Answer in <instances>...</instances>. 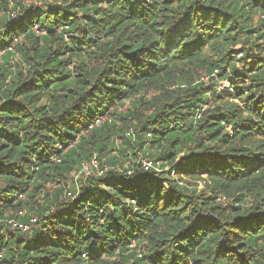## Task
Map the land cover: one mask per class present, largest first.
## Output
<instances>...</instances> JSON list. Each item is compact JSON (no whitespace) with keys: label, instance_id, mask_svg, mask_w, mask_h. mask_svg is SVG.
Wrapping results in <instances>:
<instances>
[{"label":"trees","instance_id":"16d2710c","mask_svg":"<svg viewBox=\"0 0 264 264\" xmlns=\"http://www.w3.org/2000/svg\"><path fill=\"white\" fill-rule=\"evenodd\" d=\"M186 65L209 79L116 112L146 87L174 85ZM213 70L230 91L216 90ZM93 154L109 170L67 189ZM146 154L161 173L136 164ZM203 176L208 193L178 183ZM34 199L38 211H24ZM33 217L28 234L6 224ZM0 255L264 264V0H0Z\"/></svg>","mask_w":264,"mask_h":264},{"label":"rangeland","instance_id":"374dc122","mask_svg":"<svg viewBox=\"0 0 264 264\" xmlns=\"http://www.w3.org/2000/svg\"><path fill=\"white\" fill-rule=\"evenodd\" d=\"M40 4H43V3H40ZM260 18V16L258 14L254 15L253 17V25L258 21V19ZM235 49H239V47H236ZM19 62V56H16L14 58V60H12L11 64L14 65L15 63ZM72 68V67H71ZM203 73H206L198 68H196L195 66L193 65H186L184 67H181L179 69L178 72H176L175 74H173L172 76H177V80L175 81L176 83L174 85H171V86H167L165 85L164 87H166V90H162L161 88V85L160 84H155V85H152L150 87H146L145 89H143L142 91H140L139 94L131 97L129 100H126L123 104V106H119L118 109H116V112L117 113H125L128 109L129 110H132V107L134 105V103L136 102V99H139L141 98L143 100L142 103H150L154 98H162L163 96H167V95H170V94H174L175 91H177L178 88H182L184 86H186L188 83L190 82H193L194 80L197 79V77L200 75V74H203ZM214 77V76H213ZM213 82L216 83V90L217 91H225V93L227 92L226 90L229 88L228 84L223 81V80H220L218 77H214L213 79ZM211 82H208L206 84H203L204 87H206L207 85H209ZM229 90V89H228ZM230 91V90H229ZM134 102L132 105L131 103ZM141 104L138 103L137 104V107ZM143 114H148L149 112H146L144 111L143 109H139ZM132 130H128V132ZM126 134V133H125ZM114 143L116 146L120 145V139L119 138H116L114 140ZM151 154H153L152 152L153 151H150ZM94 155V154H93ZM97 155V154H96ZM82 162V163H81ZM78 166L75 167L74 170H72V172L70 173L69 175V178L65 181V186L67 189L69 190H73L74 188V185L78 184L80 181V179H82V177H76V172L79 170L78 167H81L82 165H85L88 161L86 160H82ZM165 171H167V168L164 169V175H165ZM167 176V174H166ZM171 177L173 178V176L171 175ZM179 178L176 177L175 180H178ZM184 179L183 183L181 182H178L180 185H183V186H186L188 188H192V189H195L197 191H200V192H205V193H208V189H207V185H208V182L206 180V177L203 176L201 179L199 180H196L194 178H182ZM179 181V180H178ZM58 186V184H52L50 187H46V190L51 193L52 189L53 188H56ZM68 190V191H69ZM141 193L140 190H136L133 194L134 197H138V195ZM39 201V202H38ZM219 203L222 204V205H227V204H233L234 206H236L237 204L236 203H232L230 201H227L223 196H221L219 198ZM249 203L248 204H252V205H256V204H259L255 197H251L249 198ZM230 202V203H229ZM253 202V203H252ZM33 206H26L23 208L24 211L28 210V208H33L34 210H37V206L40 205L41 201L40 200H37V199H34V201H31L30 202ZM32 213V211H30ZM27 215H30V213L27 212ZM113 261L114 263H117V264H121V259L119 257H116L114 258V260H111ZM110 262V261H109ZM111 262V263H113Z\"/></svg>","mask_w":264,"mask_h":264},{"label":"built area","instance_id":"2783aa9c","mask_svg":"<svg viewBox=\"0 0 264 264\" xmlns=\"http://www.w3.org/2000/svg\"><path fill=\"white\" fill-rule=\"evenodd\" d=\"M240 55H238L237 57H239ZM218 71L217 70H213L211 76L216 77ZM209 75L203 73L199 75V80L201 82H206L209 79ZM111 117L110 116H105L104 118H102L101 120H96L94 122V126L98 127L101 126L103 124L104 121L110 122L111 121ZM126 136L131 138L133 137V133L131 131L126 133ZM147 140L151 139V135L150 134H146L145 135ZM105 159L101 158L99 159L98 156L96 154L92 155L90 157V159L88 160V162L85 165H82L81 168L76 172V177H82L85 178L87 176L90 175H94V176H103V174H105L109 168L108 166L104 163ZM57 162H59V160H57ZM128 163H126L124 166H127ZM136 164H139L141 169L145 172L152 170L155 173H161L162 170H160L159 166L157 164H155L150 157L146 154L145 156L139 155L138 159L136 160ZM114 172H121V170H119L118 168H114L112 169ZM133 171L127 169V171L124 173V175L126 176H130L132 175ZM65 196L67 198H72L73 194L71 192H66ZM41 196H40V200H41ZM131 204L133 205V201H131ZM135 210V209H134ZM19 215H21V213H19ZM6 224L8 226V228L13 231V232H19L22 234H28L31 232V230L35 227V225L37 224V218L33 217L32 219H30L27 223H22V222H18L16 219H9L8 221H6ZM132 247V246H130ZM142 254L140 251H137V257L141 258ZM1 257V255H0Z\"/></svg>","mask_w":264,"mask_h":264}]
</instances>
